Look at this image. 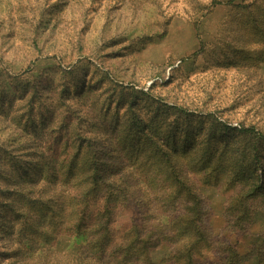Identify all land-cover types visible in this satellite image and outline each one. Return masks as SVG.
I'll use <instances>...</instances> for the list:
<instances>
[{"label":"rangeland","instance_id":"374dc122","mask_svg":"<svg viewBox=\"0 0 264 264\" xmlns=\"http://www.w3.org/2000/svg\"><path fill=\"white\" fill-rule=\"evenodd\" d=\"M0 104V264H85L69 190L40 171L84 143L120 168L112 178L131 199L113 230L142 223L156 159L148 144L142 168L125 154L145 134L201 200L212 247L197 262L224 264L227 244L238 264H264V141L242 132H264V0H0ZM237 197L252 209L241 230L227 217ZM44 201L52 219L40 225ZM166 212L153 215L169 224Z\"/></svg>","mask_w":264,"mask_h":264},{"label":"trees","instance_id":"16d2710c","mask_svg":"<svg viewBox=\"0 0 264 264\" xmlns=\"http://www.w3.org/2000/svg\"><path fill=\"white\" fill-rule=\"evenodd\" d=\"M242 132L256 145L264 141V132L254 126L246 127ZM145 137L147 140L142 145L135 150L127 149L125 156L132 164L142 168L143 164L139 162L138 156L148 144L152 159H156L148 164V174L153 173L152 176H146L151 189L146 194L148 199L144 203L147 217L124 233H116L111 227L116 210L127 207L131 200L121 181L112 178V174L120 172V168L115 170L110 164L96 157L90 151L93 147L87 145L86 148L84 143L74 148L69 158L60 160L54 166L49 164L46 170L40 169L43 177H57V188L60 187L61 191L69 190L65 207L72 210L73 218L70 223L73 226H68V229L72 235L87 234V242L79 249L80 254L83 250L85 264H199L196 256L212 247L209 232L199 225L204 214L201 200L194 194V187L184 180L178 170L180 162L176 159L172 162L174 154L158 146L153 137L150 138L147 134ZM188 151L190 153L192 149ZM205 163L204 158H199V168H191L201 170ZM160 175L162 179L159 178ZM250 192L245 196L253 194V190ZM243 198H235L233 207L227 211L229 223L235 230L246 228V221L251 217L249 200ZM44 203L45 205L38 206L40 225L47 224L49 208L53 207L49 201ZM86 206L94 208L95 211L85 213ZM58 208L60 217H65L64 205ZM166 211L177 213L169 224L162 223L160 218L153 215L156 212L164 214ZM52 227L55 231L59 229ZM39 234L47 241L54 237L45 229L39 230ZM158 249L164 255L157 263L153 252ZM220 249L229 255L224 264H238L235 247L223 244Z\"/></svg>","mask_w":264,"mask_h":264}]
</instances>
